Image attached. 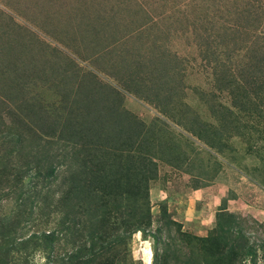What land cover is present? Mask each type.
Returning a JSON list of instances; mask_svg holds the SVG:
<instances>
[{
	"label": "rangeland",
	"instance_id": "1",
	"mask_svg": "<svg viewBox=\"0 0 264 264\" xmlns=\"http://www.w3.org/2000/svg\"><path fill=\"white\" fill-rule=\"evenodd\" d=\"M236 2L0 0V97L22 116L33 109L61 117L70 106L79 120L132 114L157 167L148 191L152 230L163 225L164 206L181 230L204 237L225 203L244 218L256 262L264 264V110H254V95L245 99L238 90L235 99L219 89L235 78L217 70L259 54L264 0ZM243 85L248 93L256 88ZM260 96L263 102L264 91ZM97 125L124 140L116 124ZM191 248L202 264L205 253ZM129 252L131 264H153L152 238L135 233ZM29 264L45 262L36 253ZM244 264H252L250 256Z\"/></svg>",
	"mask_w": 264,
	"mask_h": 264
},
{
	"label": "trees",
	"instance_id": "2",
	"mask_svg": "<svg viewBox=\"0 0 264 264\" xmlns=\"http://www.w3.org/2000/svg\"><path fill=\"white\" fill-rule=\"evenodd\" d=\"M240 1L246 0L236 3ZM258 49V55L248 56L249 63L244 60L231 70L219 65L218 72L223 69L235 79L220 82L218 87L226 88L235 99L238 90L245 99L254 95L256 103L251 104L262 111L263 38ZM256 59L260 60L257 67ZM245 82L256 88L248 93ZM7 102L0 97L4 107L0 110V264H29V257L36 253L45 264H131L129 245L135 233L152 238L153 264H200L192 259L191 246L195 245L207 257L202 264L208 260L211 264H244L248 256L257 264L255 244L244 232V218L228 211L225 203L204 237L181 230L164 206L163 225L152 230L148 191L157 167L145 148L142 128L131 124L142 127L143 123L132 114L115 110L125 118L113 121L98 116L90 121L84 115L79 120L81 115L70 106L61 117L33 109L22 116ZM126 118L131 120L124 129ZM109 122L119 126L120 135L125 134L121 143L108 138L104 127L97 125ZM194 135L214 147L209 137ZM6 203L10 206L4 211Z\"/></svg>",
	"mask_w": 264,
	"mask_h": 264
}]
</instances>
